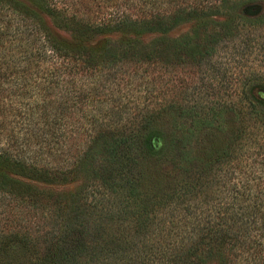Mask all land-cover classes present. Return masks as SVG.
Returning <instances> with one entry per match:
<instances>
[{
  "label": "trees",
  "instance_id": "trees-1",
  "mask_svg": "<svg viewBox=\"0 0 264 264\" xmlns=\"http://www.w3.org/2000/svg\"><path fill=\"white\" fill-rule=\"evenodd\" d=\"M263 1L0 0V264H264Z\"/></svg>",
  "mask_w": 264,
  "mask_h": 264
},
{
  "label": "rangeland",
  "instance_id": "rangeland-1",
  "mask_svg": "<svg viewBox=\"0 0 264 264\" xmlns=\"http://www.w3.org/2000/svg\"><path fill=\"white\" fill-rule=\"evenodd\" d=\"M262 7L264 8V1H263V4H262ZM186 30H187V26L183 25V26L178 27L175 30H173L171 34L172 35H179V34H182L183 32H185ZM61 188H64V187H61ZM9 208H10V205L0 206V212H4L5 213V212L8 211ZM18 209L21 210V208H18ZM32 220H35V217H31V216H29V217L28 216L21 217V216H19L17 218V220H14V219H11L8 216H5V214H3L2 216H0V235L4 236L5 234H3V233H6L8 231V229H10L14 224L16 226L21 227V228H24L26 226L28 228H30L28 225H31V221ZM37 225L40 228V223L39 222H38ZM0 241H1V239H0ZM5 249L7 250V254L8 255H12L13 254V251L10 252L7 248H5ZM17 252L18 251H15L14 253H17ZM2 258H3V256L1 257V260H2Z\"/></svg>",
  "mask_w": 264,
  "mask_h": 264
}]
</instances>
